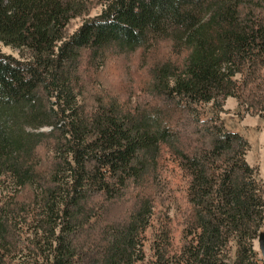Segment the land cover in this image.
<instances>
[{
    "label": "trees",
    "instance_id": "obj_1",
    "mask_svg": "<svg viewBox=\"0 0 264 264\" xmlns=\"http://www.w3.org/2000/svg\"><path fill=\"white\" fill-rule=\"evenodd\" d=\"M0 44V264H264V181L218 117L264 119V0H0ZM139 49L161 103L88 106L90 71Z\"/></svg>",
    "mask_w": 264,
    "mask_h": 264
},
{
    "label": "rangeland",
    "instance_id": "obj_2",
    "mask_svg": "<svg viewBox=\"0 0 264 264\" xmlns=\"http://www.w3.org/2000/svg\"><path fill=\"white\" fill-rule=\"evenodd\" d=\"M103 6L96 5L91 11L90 15L94 16L101 12ZM82 19H73L68 27V32H73L81 23ZM2 52L11 54L18 57V51L11 47H6L0 44ZM157 53V52H156ZM142 50H135L134 52L123 56L115 52L109 53L103 67L102 72L95 69L90 71V79L87 81V91L84 92L83 101L88 106L94 105L93 97L99 93L101 89L105 92L111 91L118 93L121 100H126L131 105L143 106L158 105L161 103L159 98L147 92L145 82L148 77L146 76V64L142 59ZM101 69V68H100ZM99 69V70H100ZM89 74L85 73V76ZM92 94V95H90ZM199 106L200 113L203 118L211 117L210 104H202ZM219 120L224 124V127L232 132H236L247 141L248 149L245 155L246 161L257 172V177L264 181V119L259 115L245 112L238 106L235 98L228 97L223 102V110L218 114ZM47 129V128H46ZM44 129V130H46ZM162 182L168 188H171L173 196L182 197L186 187V180L181 172L176 168L172 161L166 160L161 174ZM11 191L8 181L0 183V204L5 195ZM160 211L159 205L156 206V213ZM174 231L176 241L179 239V228ZM255 248L259 251L257 240L254 242ZM260 253V251H259ZM262 258L260 253L259 255Z\"/></svg>",
    "mask_w": 264,
    "mask_h": 264
},
{
    "label": "water",
    "instance_id": "obj_3",
    "mask_svg": "<svg viewBox=\"0 0 264 264\" xmlns=\"http://www.w3.org/2000/svg\"><path fill=\"white\" fill-rule=\"evenodd\" d=\"M258 249L262 255V259L264 260V231H260L257 238Z\"/></svg>",
    "mask_w": 264,
    "mask_h": 264
},
{
    "label": "bare ground",
    "instance_id": "obj_4",
    "mask_svg": "<svg viewBox=\"0 0 264 264\" xmlns=\"http://www.w3.org/2000/svg\"><path fill=\"white\" fill-rule=\"evenodd\" d=\"M257 246H258V243H257Z\"/></svg>",
    "mask_w": 264,
    "mask_h": 264
}]
</instances>
